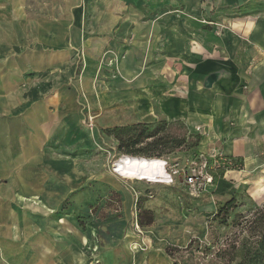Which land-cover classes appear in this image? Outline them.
I'll list each match as a JSON object with an SVG mask.
<instances>
[{
    "label": "crops",
    "instance_id": "obj_1",
    "mask_svg": "<svg viewBox=\"0 0 264 264\" xmlns=\"http://www.w3.org/2000/svg\"><path fill=\"white\" fill-rule=\"evenodd\" d=\"M255 2L63 0L34 16L11 0L17 8L0 21V264L94 262L73 242L75 225L38 202L39 146L80 110L68 87L77 49L92 72L105 48L121 58L96 109L181 122L201 135L199 152L236 160L242 170L228 175L264 201V13ZM81 82L92 94L93 83Z\"/></svg>",
    "mask_w": 264,
    "mask_h": 264
},
{
    "label": "rangeland",
    "instance_id": "obj_2",
    "mask_svg": "<svg viewBox=\"0 0 264 264\" xmlns=\"http://www.w3.org/2000/svg\"><path fill=\"white\" fill-rule=\"evenodd\" d=\"M62 2L23 0L18 9L29 10L34 16L38 12L48 14L58 11ZM253 6L257 13H264V0L255 2ZM14 8L17 7L12 6L11 0H0V21H9ZM260 20H264V16ZM77 50L75 74L68 87L69 90L77 89L74 100L80 110L39 146L43 160L39 169L42 195L38 201L45 209L49 208L47 213H51L57 222L67 219L75 225L78 234L73 235L72 240L77 248L88 256L89 261L94 260L93 264L100 261L101 264H138L139 258L148 264H172L165 252L167 246L179 248L188 255V246L195 242L194 264H224L219 253L223 255L225 241L237 237L241 241L249 239V251L264 260L263 242L256 244L257 240L250 238L254 232L252 223L261 214L264 201H255L247 185L231 179L228 172L220 170H209L214 178L213 186L199 197L193 196L183 184L181 175L200 155L191 149L196 136L192 137L181 122L167 123L159 134V137L170 136L173 139L164 149L162 158L178 172L175 183L133 182L115 173V162L124 153L116 135L107 130L139 122L136 114L128 109L110 107L98 110L95 107L102 102L103 90L109 84L112 86L111 81L122 74L121 58L114 49L105 48L95 59L96 70L92 72L89 71L86 53ZM84 77L93 83L92 94L81 86L80 80ZM31 86L27 85V88ZM63 90L68 89L58 91L61 100L65 97ZM185 135V144L175 148ZM152 141L148 139L138 147L146 149L148 143L150 155L155 151L150 146ZM237 167L235 171L240 172L242 166L239 164ZM233 197L237 199L238 207L231 212L228 223L221 225L215 216ZM138 209L140 214L151 213L143 218L146 225L139 226V229L135 225ZM150 219L152 223L147 224ZM127 239L132 245L141 247L142 254L133 253L127 247ZM236 255L237 262L244 259V252L240 249Z\"/></svg>",
    "mask_w": 264,
    "mask_h": 264
},
{
    "label": "trees",
    "instance_id": "obj_3",
    "mask_svg": "<svg viewBox=\"0 0 264 264\" xmlns=\"http://www.w3.org/2000/svg\"><path fill=\"white\" fill-rule=\"evenodd\" d=\"M167 121L161 120L156 123H136L131 126L125 127H114L113 129H108L109 133H113L116 135L117 140L120 142V147L124 153V155L130 156H142L150 159H161L164 149L168 148L169 144L172 143V138L170 136H162L159 137V134L162 133L164 130V126L167 125ZM171 124V123H170ZM124 136V137H123ZM196 136V142L191 147V149L195 150V154L200 155L199 152L200 143L202 140L201 135H191ZM148 139H153L150 143V146L154 147L155 151L148 155V143L145 147L146 149H142L140 146L141 144L148 142ZM186 142V135L177 143L175 148L182 147ZM234 169L238 170L237 166L239 165L236 160ZM222 171L226 173L227 170L223 167L215 169V171ZM214 182V181H213ZM238 207L237 199L235 197L231 198L224 206H222L218 213L216 214L215 218L221 225H226L228 223L229 216L231 212ZM260 215L256 218V220L252 223V230L255 232L251 233L250 238L252 240H257L256 244L262 243L264 245V208L260 210ZM151 215V213L143 212L140 214L138 209V224L139 226L143 227L146 225L144 223L143 218L147 215ZM152 219L147 224H151ZM260 239V241H258ZM253 242V241H252ZM249 243V239H243L242 241L235 237L234 240L225 241V250L219 253L220 257H223L224 264H264V260H260L257 254L252 253L249 251L247 247ZM195 242L190 243L187 249L188 255H185L184 251L176 247H169L167 246L165 252L167 256L171 259L172 264H194L193 263V256H194V246H196ZM198 246V245H197ZM255 248V247H254ZM198 249V248H197ZM244 252V259L240 262H237V255L236 252L238 250ZM256 255V256H255Z\"/></svg>",
    "mask_w": 264,
    "mask_h": 264
},
{
    "label": "built area",
    "instance_id": "obj_4",
    "mask_svg": "<svg viewBox=\"0 0 264 264\" xmlns=\"http://www.w3.org/2000/svg\"><path fill=\"white\" fill-rule=\"evenodd\" d=\"M214 25V24H212ZM157 160V159H155ZM163 160V167L165 169L166 177L162 179L165 185H171L175 183V179L178 176V172L170 166L168 160L161 158ZM235 161L225 155L220 153L204 154L201 153L199 159L192 162V165L189 167V170L185 173H182L183 184L186 185L193 196H200L208 187L213 186V175L209 170H215L217 168H225L227 172L235 171ZM115 173L118 172L115 170ZM120 175V174H119ZM135 225L139 229L138 217L135 216ZM93 264V263H91ZM95 264H101L96 262Z\"/></svg>",
    "mask_w": 264,
    "mask_h": 264
},
{
    "label": "bare ground",
    "instance_id": "obj_5",
    "mask_svg": "<svg viewBox=\"0 0 264 264\" xmlns=\"http://www.w3.org/2000/svg\"><path fill=\"white\" fill-rule=\"evenodd\" d=\"M114 169L118 172V174H120L121 177H123V179L133 182H149L151 184H159L163 183L162 179L166 177L165 169L163 167V160H155L153 158L150 159L142 156L135 157L130 155H122L121 158L116 160ZM130 239H127V247L133 253H141V251H143L141 247L132 245ZM135 255L138 256L137 254ZM139 259L140 260L138 261V264H148V262H145L141 258Z\"/></svg>",
    "mask_w": 264,
    "mask_h": 264
},
{
    "label": "water",
    "instance_id": "obj_6",
    "mask_svg": "<svg viewBox=\"0 0 264 264\" xmlns=\"http://www.w3.org/2000/svg\"><path fill=\"white\" fill-rule=\"evenodd\" d=\"M212 82H214V81L213 80L207 81V83L205 84V86L208 87ZM133 159H135V158H133Z\"/></svg>",
    "mask_w": 264,
    "mask_h": 264
}]
</instances>
